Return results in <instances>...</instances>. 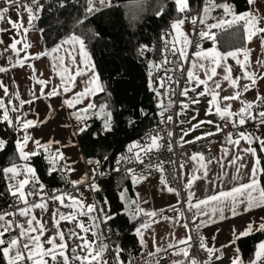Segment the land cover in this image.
<instances>
[{"label": "snow or ice", "instance_id": "obj_1", "mask_svg": "<svg viewBox=\"0 0 264 264\" xmlns=\"http://www.w3.org/2000/svg\"><path fill=\"white\" fill-rule=\"evenodd\" d=\"M3 6H0V22H5L11 26L12 29H15L17 34L21 36V39L12 38V43L8 46L12 51L19 56L21 51L27 50L31 45L26 41L27 32L29 27L32 26V21L34 19H39V13L43 10L44 6L40 3V0H31L30 4H21L20 0H0ZM99 3L101 6H112V0H86L85 16L83 19L77 20L76 26L83 24L85 20L88 19L90 15H93L95 12L100 11V8L96 7V3ZM136 2V0H134ZM248 4L252 7L249 10L237 13L235 7L230 5L227 0H224L223 3H217V0H203L202 8L193 15V9L190 7L189 0H173L175 5V11L178 14L175 19L170 23V30H167L164 33V36H172V40H165L164 46V56L162 61L157 64L153 61H149V77L152 76L153 69L162 68L165 65L170 63L176 64L175 70L184 71L183 63L181 61L188 62L189 56L187 49L192 46V41L188 38V33L183 30V27L186 23H189L193 26V30L196 31L195 26L197 24L201 25V29L198 31L199 37L202 39H209L213 41L214 47L208 50H197L193 52V56L197 58L191 62L192 66L187 70V83L195 84V87H183L180 95L187 97L189 91L196 92L197 88L203 85V91L197 93V97L201 96H210L209 108L206 113L211 114L213 111V106L215 108V113L220 116V118L228 123H231L233 127H236L237 121L234 120V117H238V124L244 125L247 120H256L257 116L253 115L251 109L253 104L251 102H242L243 106L240 107L238 112L232 110L230 101L239 100L241 96V91L238 89V81L241 78L249 79L251 81L250 85H244L243 91L246 92L249 88L255 85L256 79L260 78L255 72L249 71L250 66V52L248 48H236L227 52H220L215 48L216 33L212 29L216 28H232L237 24H242L246 38L248 41H251L253 37H258L261 40V46L264 48V27L261 26L264 23V15H261L260 10L255 7L257 0H247ZM61 7H64L63 2L60 4ZM217 8L223 10V15L219 18L212 17V12ZM21 9L28 15V25L25 27L23 24V19L21 17ZM10 10H14L16 13V19H12L8 14ZM164 9L161 8L160 11L156 13L157 16L162 15ZM215 19V23H208V19ZM21 29L23 30L21 32ZM7 29L0 28V32H4ZM3 43V40H0V44ZM23 43V48L18 49L17 45ZM69 45V48L65 49L64 46ZM199 48V45H196ZM64 50V56H52L54 53H59L61 50ZM6 51L8 49H5ZM146 50H150L147 45H142L140 48V54L143 55ZM73 52H76L80 56L79 64H83L88 72H91L92 75L86 81V87L83 91L75 93L72 99L65 100V103L70 108H75L76 104L82 103L84 99H89L92 96H95L99 92H104L105 88L99 81V76L94 72V64L91 63L90 54L86 50V45L84 39L75 34L71 33L65 39L57 43L52 49L45 50L44 52L37 53L35 58L39 59L41 56H52L54 61V70H61V85L55 86L51 91L45 93L43 87L40 90L41 96H55L59 95L60 92L58 88L62 86L63 92H70L72 87H75V80L77 76H83L86 74L85 68H82L77 64L76 56L72 55ZM243 54V60L239 58V54ZM176 56L178 59L176 61H170L168 55ZM66 57L70 59L71 65H76L73 68L71 65L65 63ZM231 57L236 60V63L240 65L242 69V77H232L231 66L227 64L228 58ZM28 59L26 55L23 60H18L17 63L19 66L23 67L24 62ZM257 64H260L264 67V62L257 61ZM31 67V65H29ZM217 68H223L224 75L220 77L217 72ZM194 69H198L203 72L204 78L201 79L200 75L197 74ZM165 72L167 76V71ZM7 71L5 68H0V72ZM168 81L172 80L171 76L167 77ZM211 82V83H210ZM222 82H228L229 86L233 89H237L233 92L232 95L220 96V91H222ZM42 86H47L48 81L39 79L37 81ZM164 79L161 78V87H164ZM179 83V81H177ZM149 87L156 92L157 96H160L161 93L159 89L152 87V80L149 81ZM0 88L4 89L5 96H8V90L4 87L3 83L0 82ZM175 94V93H173ZM34 98L36 97L33 94ZM16 99H19L18 93L16 94ZM258 100H264V97H257ZM223 103V106L221 105ZM11 99L8 103H5V100L0 97V123L6 122L10 127H13L14 130L24 131V135L17 139L16 148L18 152L19 160L23 161V164H18L11 162L7 167L0 169V172L3 173L4 177L10 181L8 184V189L13 197H15L19 204H22V207H17L15 212H4L0 213V255L3 256L6 264H109V261L105 259V253L109 250V245L105 242V237L101 231V224H107V222L113 219V215L105 212L103 207L98 206L97 203H85L83 200L78 199L72 196L69 193H61L59 195L49 196L43 190L45 185L40 182L39 177L36 175V170L33 168L28 161L33 156L40 154V150L43 149L45 152H49L52 142L50 141L46 145H42L39 140H35L34 144L36 145V150L34 151H25L29 140H32V137L28 134V129L31 127L37 126V121L28 120L22 118L20 115H17L14 119L11 117L10 113L17 112L19 108H22L24 104H31L32 101L20 100L18 106H11ZM191 103H199V99L191 100ZM161 116L164 112L172 106V101H169L167 107L161 103ZM189 104L181 102V112L178 115L183 114V110L187 109ZM107 104H101L97 106L94 102L89 99V103L82 109H78L74 115L77 120H84L87 116V113L90 110H98L101 113H104L107 117L104 121L105 130L111 129V112L106 111ZM27 116V113L24 114V117ZM259 123L264 124V111L258 113ZM168 122H171L172 117L168 116ZM195 119V117H193ZM164 121L162 120V123ZM42 123V122H41ZM204 123H213V121H200L198 124L192 125L188 131L184 132L181 137V141L184 143H193L194 141H184V136L188 135V132L194 131L195 129L201 127ZM85 129L81 128L80 131L83 132ZM223 129L219 124L216 125V132H221ZM215 133L207 132L203 136L195 137V140H201L204 136H212ZM172 133L169 132L168 136L171 137ZM238 139H232V133L227 134V141L229 144L234 146H239L241 140L246 141L249 145L256 140L261 146V151H264V139L260 137H252L250 134L240 132L238 134ZM161 137L159 135H150L148 142L146 144H141L139 141L134 142L128 147V152L132 153V157H122V159H128L131 162L132 159H135L140 164H143V158L141 153L145 155L152 152L155 149H159L161 144L159 143ZM6 141L0 139V149L4 147ZM169 151H171V146H169ZM245 154H251L255 160L251 167L250 173L248 174L247 182H242L241 169L247 167L243 163L244 156L237 153L230 160L229 164L235 167V174L231 177L236 183L228 188L227 190H220L211 195H208L202 199H195L193 202L195 193L191 191L195 181L199 179L208 178V165L212 163L211 160L205 161L203 153H194L190 159L197 161L200 165L199 168L194 169V173L189 177L185 182V188L188 189L187 200L185 201L187 209L193 213L192 221L196 225V228L205 226L207 223H215L216 221L213 217L219 215L220 219H224V211L227 208L232 216L241 214L239 209L243 207V211L248 212L253 208H264V187L261 186L260 176L264 175V168L260 167V159L256 155V149L252 147H247L242 150ZM225 155H228V151L225 150ZM46 159L50 162L49 175L52 172L58 170L57 165L60 161L64 159L63 153L56 149L54 153H49V156ZM93 163V161H89ZM95 163H98L95 162ZM119 163V161H118ZM148 167H156L158 171L163 173V165H149ZM181 169L184 168V165H180ZM224 167V165H221ZM62 170L71 172L74 169L63 166ZM118 170V169H117ZM128 174H131V179L133 183H139L140 181L146 179L144 176H139L136 174L134 169L129 168L127 170ZM226 176L227 173H224ZM22 177V178H21ZM86 178V177H85ZM217 179L223 180V177L218 176ZM74 186L80 183H83V180L70 181ZM161 184L166 186V189L170 193H175L179 196V193L176 190L168 185L166 177L161 175ZM91 190H99L98 186L95 184L90 185ZM127 189H124L121 193V199L125 201V213L130 216V219L137 220L139 217H147L152 223L158 221L152 219L157 216L156 211H145L140 207L139 194H137L136 199H130L126 196ZM29 197H39V202L29 200ZM65 199L70 200L71 203L65 205ZM49 201L59 202L60 205L66 206L69 211L61 212L59 208H56L54 211H51V229L46 222H43L37 217L34 213V209H40L41 212L49 211ZM107 204V200L104 201ZM174 212H179L182 216L183 212L179 209L173 208ZM163 210H161L162 212ZM16 216L23 217V221H17L15 219H7L8 217L15 218ZM81 217H86L87 222ZM205 217L206 219L198 218ZM164 219H173L172 217H163ZM198 221V222H197ZM61 222H67L71 224L72 227L67 231L61 229ZM185 229H188V223L185 222L183 225ZM151 227L150 223H142L135 228V235H137L140 240L142 247H146L144 240V231ZM18 230V235L12 236L10 239H5V234L12 231ZM264 231V218H262L261 223L254 228L253 223L247 225L246 230L241 231L236 238L240 236H247L251 234L252 231ZM46 232H50L49 235H45ZM91 235V239L89 238ZM235 234V233H234ZM154 239V238H153ZM191 235H187L185 238L177 241V244L184 245L183 248H177L173 255H183L184 257H189V249L191 248ZM69 241H73V246H69ZM234 242V241H233ZM47 245V247H45ZM169 248H175V244H169ZM200 248L208 253V261H205L204 264H210L213 255L215 252H218L219 249L209 248L204 241V238H200ZM115 253L114 264H124L120 259L121 252L123 251L119 245H116L112 249ZM163 249L157 247L155 252H149V256H155ZM237 255L232 259V264H244V261L239 256V249L236 250ZM70 253V254H69ZM217 260L221 257L216 256ZM130 264V262H129ZM158 264V262H157ZM173 264H183V262L173 261ZM190 264H198L195 259L190 260ZM248 264H264V241L260 242L257 245L254 257L248 261Z\"/></svg>", "mask_w": 264, "mask_h": 264}, {"label": "crops", "instance_id": "obj_2", "mask_svg": "<svg viewBox=\"0 0 264 264\" xmlns=\"http://www.w3.org/2000/svg\"><path fill=\"white\" fill-rule=\"evenodd\" d=\"M20 3L30 4L31 0H20ZM230 4L232 5V0ZM0 6H3L2 2H0ZM255 7L260 10L261 15H264V0H257V4L255 5ZM20 14L23 19L24 26L29 27L27 13L24 12L23 9H21ZM8 15L12 19H16V13L14 10H10ZM261 26L264 27V23H262ZM0 28L7 29L4 32H0V40H3V43L0 44V68L7 69V71L0 72V82L3 83L4 87L7 88L9 93L8 96H5L4 89L0 88V97L5 100V103H8L9 99H11L12 103L11 105H9V107L13 105L18 106L20 100H31V104H24V106L22 108H19L17 112L10 113V115L13 119L17 115H20L22 118L37 121V126L31 127L27 130L28 134L32 137V140H29L25 151L36 150V145L34 144L35 140H39L42 145H46L51 141L52 144L49 152H45L43 149H41L40 151H44L47 156H49L50 152L54 153L56 149H59V151L62 152L64 156V159L60 161L59 164L74 169V171L71 172L67 171L69 174L70 181L83 180V183H80L75 186L71 183V187L68 190L63 191L62 193H69L72 196L81 199L88 204L94 202L96 203L93 193L94 190H91L90 186L86 184L87 179L90 177V171L87 165L86 157L79 144L77 131L74 130L73 127V121L81 122V120L76 119L74 113H76L78 109L84 108L89 103V99L93 102L94 96L90 97L89 99H84L82 103L76 104L75 108H70L65 103V100L72 99L75 93L83 91V89L86 87V81L90 78L92 73L88 72L83 64H79L81 58L76 52H73L72 55L76 56L77 64H79L80 67L85 68L86 74L83 76L76 77L75 87H72L70 92H63V88L61 86L58 88V91L60 92L59 95L41 96L40 90L42 87L44 92L47 93L51 91L53 87L61 85V70L58 68L54 70V61L52 59V56H64V50L62 49L59 53L52 54V56H41L39 59L35 58L37 53L44 52L46 49L50 50L53 47H46L42 31L38 26V19H34L32 21V26L29 27L25 41L29 43L31 47H29L25 51H21L19 56H17L14 51L8 48V46L12 43L13 37H15L16 39H21V36L17 34L15 29H12L11 26L5 22H0ZM219 29L221 28L212 29V31L216 33ZM22 31L23 30L21 29V32ZM66 37H64L63 39H65ZM82 38L84 39L86 50L90 54L91 63L95 66L94 72L99 76L87 40L84 37ZM188 38L191 40V35L189 33ZM198 45L199 48H197L196 46L194 48H191L190 46L187 49L189 56L188 69L192 66L191 62L197 59L192 55L193 52L200 49L208 50L214 47L213 43L210 46H204V43ZM245 47L251 50L249 71L255 72L260 78L256 79L255 85L251 86L246 92L243 91V87L244 85H250L251 81L245 78H241L238 81V89L241 91L240 99L230 101L232 110L234 112H238L240 107L243 106L242 102H251L253 105L258 101L264 102V100L257 99L258 96L264 97V67H262L260 64H257L258 60L264 62V48H262L261 40L258 37H253L251 41H248L246 38V45L242 48ZM17 48H23V43L18 44ZM64 48H69V45H65ZM215 48L222 53L225 52L216 42ZM5 49L8 50L6 51ZM26 55L28 56V59L24 62V66H19L17 61L23 60ZM239 58L243 60L242 53L239 54ZM65 63L71 65L70 59L66 57ZM227 64L231 66V74L233 78H236L238 76L242 77V69L240 68V65L236 63L235 59L229 57L227 60ZM29 65H31V67ZM75 66L76 65H71V67L73 68V74ZM194 71H196L197 74L200 75L201 79L204 78V74L202 71L198 69H194ZM217 72L220 77L224 75L223 68H217ZM39 79L48 81V85L46 87L40 85L39 83H37ZM99 81L101 82L100 76ZM188 87H195V84H190ZM203 87L204 86L201 85L199 88H197L196 92L189 91V102L187 103L189 104V107L183 110V114L178 115V113L181 112L180 108L177 112L176 117L175 133L177 142L180 146L191 144L182 142L181 137L183 136L184 132L188 131V129L192 127V125L198 124L200 121L210 120L213 121V123H204L203 125H201V127L195 129L194 131L188 132V135L184 136V141H198L195 140V137L203 136V134L207 132H213L215 134L212 136L217 137L216 149L218 156L216 160L212 161V163L208 165V178L199 179L193 184L191 189V191L195 193L193 202H195V199H202L220 190H227L236 183V181H233L231 179V177L235 174V167L228 163L234 155H236L237 153L243 155V163L247 165L246 168L241 169L242 182H247L248 174L250 173L251 167L255 160V158L251 154H245L242 151L244 148L247 147L254 148L252 143L251 145H249L246 141L241 140L239 146H234L232 144H229L226 139L227 134L229 132H216L217 124H219L222 128V124L228 122L222 120L220 116L215 113L214 106L212 113L206 115L209 108V100L211 99V97L207 95L197 97V93L203 91ZM222 89L223 90L220 91V96L232 95L233 92L237 90L231 88L228 82H222ZM17 93L19 95V99H16ZM33 94H35V96L39 98H34ZM197 98L199 99V103H191V100ZM223 103L224 102H221L222 106ZM261 111H264V105L257 112H254L251 109L252 114L256 115L257 119H249L244 125H239L238 117H234L233 119L237 121L236 127L239 129V133L244 132L246 134H250L251 136L254 135L255 137H260L261 139H264V124L259 123L258 117V113ZM93 112L94 110H90L87 113L86 117L88 118L94 116ZM25 113H27L26 117H24ZM193 117H195V119H193ZM229 124L230 126H232L231 123ZM23 135V130L17 131V139L22 137ZM212 136H204V138H209ZM238 138L239 136L232 135V139ZM225 150L228 151L227 156L225 155ZM256 155L259 157L257 151ZM16 163L23 164L24 162L21 161ZM221 165H224V167H221ZM199 167V163L191 159L187 164L184 165V168L182 169L184 185L186 180L193 175L194 169ZM260 167L262 168V163H260ZM224 173H227V175L225 176ZM161 175L162 174L158 175L154 179V186L152 188H148L146 186L147 178L140 181L139 183H133L132 181V199H136L137 194H139L140 207H142L145 211L148 212L156 211L157 216L152 219L158 221L156 223H152L151 220H147V223H150L151 227L144 231V240L146 243V247H144L141 255L138 258V264H156V259L158 256L163 255L167 251H170L173 254L177 250V248L185 247L184 245L177 244V241L185 238L187 235L190 234L189 228L185 229V227L182 226L185 222H187V220L184 216V211L180 208V195L177 196L175 193H170L167 191L166 186L161 184ZM218 176L223 177V180L221 181L217 179ZM4 179L6 182L7 190L10 193L8 189V184L10 183V181H8L5 177ZM43 191L47 193L45 188ZM176 192L178 191L176 190ZM187 192L188 189H186L184 186V201L187 200ZM59 194L61 193H57L54 195ZM36 202H39V199ZM69 203H71V201L65 199V205ZM168 206H173L176 209L181 210L183 212V215L181 216L179 212H177L175 215L170 216L173 218L171 220L161 219L159 217V213L161 212V210H164ZM56 208H59L61 212L65 213L69 211L66 206L60 205L59 202L52 201H49L48 212H41L40 209H34L33 211L37 215V217L43 222H46L49 225V229H51L50 213ZM186 211L188 219L192 224L194 230L197 232V234L202 235L204 237L207 246L209 248L219 249L218 252L214 253L210 264H232V259L237 255L236 250L239 249L237 241L240 237H243L240 236L237 239L236 235H238L241 231L246 230L247 225L249 223H253L255 228L259 225V223H261L262 218H264V208H253L251 211L245 212L243 211V207H241L239 209L241 214L236 216H232L231 212L227 208H225L224 219H220L219 215H217L213 217V219L216 221L215 223H207L205 226L197 229L196 225L192 221L193 213L190 212L187 207ZM7 219L10 218L8 217ZM23 219V217L16 216L15 220L23 221ZM81 219L87 222L86 217H81ZM200 219L206 218L200 217L198 218V221ZM71 227V224H68L67 222H61L62 230L67 231ZM254 232L256 231L254 230L251 233ZM6 234L10 237L16 236L18 235V230ZM49 234L50 232L45 233L46 236ZM89 238L91 239L90 234ZM170 243L175 244L176 247L169 248L168 245ZM69 246L70 248L71 246H73V241H69ZM45 247H47V245H45ZM157 247L163 249V251H160L155 256H149L148 253L155 252ZM112 256L113 254L109 249L105 253V259L109 261V264H113ZM216 256H220L221 258L217 260L215 258ZM239 256L241 257L240 250ZM174 258V261L183 262V264L186 262V257H184L183 255H174ZM73 264H77V262L74 261ZM170 264H173V262Z\"/></svg>", "mask_w": 264, "mask_h": 264}, {"label": "trees", "instance_id": "obj_3", "mask_svg": "<svg viewBox=\"0 0 264 264\" xmlns=\"http://www.w3.org/2000/svg\"><path fill=\"white\" fill-rule=\"evenodd\" d=\"M200 0H189L193 15L196 14ZM63 2L64 7L60 4ZM43 10L38 14V26L47 48L54 47L64 37L75 32L87 40L91 55L97 67L100 80L105 88L94 96V103L104 102L108 112H111V129L105 130L102 117H86L84 131H77L79 144L85 157H98L103 162L127 149L132 142L152 126L154 121L149 115H142L136 122L130 123L134 107L140 103L141 110L150 113L160 111L161 103L165 107L164 94L160 96L149 91V61L155 62L162 52L163 32L177 17L173 0H112V6L96 7L100 11L90 15L83 24L76 26L77 20L85 16L86 0H40ZM236 12L247 11L250 7L247 0H232ZM163 8L162 15L156 13ZM223 51L227 52L246 45V34L242 24L232 28H221L216 32V41ZM213 42L207 39L204 46ZM142 45L150 50L140 54ZM252 137H255L252 135ZM0 139L6 141L0 152V164L4 167L11 162H21L16 148L17 131L6 122L0 123ZM264 168V152L258 141L253 140ZM47 154L40 151L31 157L28 163L35 168L36 175L45 185L46 191H66L71 187L69 174L58 170L49 175L50 162ZM264 187V175H261ZM99 190L93 191L96 203L105 212L112 214L113 219L107 224H101V231L109 239V246L119 245L123 250L120 259L124 264H138V258L144 247L140 238L135 235V228L147 222L148 218L141 216L137 220L130 219L125 213V201L120 193L127 189L126 196L133 198L132 179L129 174L115 175L99 181ZM105 199L107 204L104 203ZM10 203L8 191L5 188L0 172V211ZM5 234V239H7ZM264 240V231H256L237 241L244 264L254 257L257 245ZM0 264H6L0 255Z\"/></svg>", "mask_w": 264, "mask_h": 264}, {"label": "built area", "instance_id": "obj_4", "mask_svg": "<svg viewBox=\"0 0 264 264\" xmlns=\"http://www.w3.org/2000/svg\"><path fill=\"white\" fill-rule=\"evenodd\" d=\"M224 0H217V3H223ZM227 2L230 4L231 0H227ZM231 5V4H230ZM203 6V0L199 1V6L197 12L202 8ZM196 12V13H197ZM212 17L219 18L223 15V10L217 8L214 12H212ZM216 20L209 18L208 23H215ZM170 26V25H169ZM169 26L164 30L163 32V47L162 52L155 61V63L159 64L164 56V46H165V40L171 41L172 36H164V33L167 30H170ZM201 25L197 24L195 26L196 31L193 30V26L189 23H186L184 25V30L188 32L191 35V41L192 46L191 48H194L198 44H203L207 39H202L198 35V31L201 29ZM168 58L170 61H176L178 58L176 56H172L171 54L168 55ZM183 63L184 71L175 70L176 64L170 63L168 65L163 66L159 69H153L152 70V87L159 89L160 92L164 93L165 97V107L168 106L169 101H172V106L168 108L166 112H164L163 116H161V111H158L156 113H150L149 110L143 109L141 110V115H149L150 118H153V125L148 127L143 131L139 137H137L133 142L139 141L141 144H146L148 142V138L150 135H159L161 137L159 143L161 144V147L159 149H155L152 152L148 154L141 153V156L143 158L144 163L140 164L135 159H132L131 162H129L128 159H122V157H132L133 154L128 152L127 149L121 151L120 153L113 156L111 159H108L109 168L108 170L104 169V162L101 161L98 157H86L87 165L90 171V177L87 179L86 184L88 186L92 184H97L99 181H101L104 178L115 176V175H122V174H128L127 170L129 168L134 169L137 175L145 176L147 178L146 186L148 188H152L154 186V179L160 175L163 174L167 181L168 185L175 190L178 191L180 198H181V210L184 211V216L186 217L189 233L192 237L190 243L191 248L189 249V257L186 258V262L184 264H190L191 259H195L198 264H204L205 261H208V253L200 248V238L203 237L202 235L197 234V232L194 230L192 224L190 223L187 211H186V205L184 201V179L182 175V169L180 167L181 164L185 165L190 161V157L194 153H203L205 161H214L216 160L218 154H217V137L212 136L209 138H203L201 140L195 141L189 145L180 146L176 139V117L177 112L181 108V102L188 103L189 102V96L184 97L180 95V92L183 87H188L190 84L187 83V70H188V62H180ZM172 69L171 71H167V76L165 75L166 70ZM171 76L172 80L168 81L167 77ZM161 78L164 79V87H161ZM179 81V83H177ZM149 91L156 93L149 87ZM175 93V94H173ZM264 105V102L258 101L256 102L252 110L254 112H257L260 110V108ZM171 116L172 120L171 122L167 121V117ZM162 120L164 121L162 123ZM251 125V124H250ZM73 127L74 130L79 131L80 129V123L78 121H73ZM222 129L225 132H231L233 136H238L239 129L237 127L230 126L229 123L222 124ZM246 129V128H244ZM171 132V137L168 136V133ZM169 146H171V151H169ZM3 150L0 149V152ZM93 161V163H89V161ZM98 163H95L97 162ZM119 161V163H118ZM163 165V173L158 171L156 167H148L149 165H157L161 164ZM0 169H3V166L0 164ZM118 169V170H117ZM3 181L6 182L4 179V175L1 172ZM131 175V174H129ZM8 191V190H7ZM63 191H47V194L49 196L62 193ZM8 196L10 199V203L8 206L0 211V213L4 212H15L17 210V207H22V204H19L18 201L8 192ZM39 197H29L30 202L31 201H37ZM175 208L173 206H168L165 208L162 212L159 213V217L163 220V217H170L175 215L177 212H174L172 209ZM10 219H16L13 217H9ZM11 237L8 236L7 239H10ZM204 238V237H203ZM205 241V240H204ZM106 243H110L108 236H106ZM110 251L112 252V260L114 264L115 260V253L112 250L113 248L109 246ZM174 255L167 251L163 255L158 256L156 259V264H170L174 261Z\"/></svg>", "mask_w": 264, "mask_h": 264}, {"label": "water", "instance_id": "obj_5", "mask_svg": "<svg viewBox=\"0 0 264 264\" xmlns=\"http://www.w3.org/2000/svg\"><path fill=\"white\" fill-rule=\"evenodd\" d=\"M141 116H142L141 115V105L140 103H137L134 107V114L130 120V123L136 122L137 120L141 118ZM108 168H109L108 159H106L104 162V169L108 170Z\"/></svg>", "mask_w": 264, "mask_h": 264}, {"label": "rangeland", "instance_id": "obj_6", "mask_svg": "<svg viewBox=\"0 0 264 264\" xmlns=\"http://www.w3.org/2000/svg\"><path fill=\"white\" fill-rule=\"evenodd\" d=\"M101 104H105V103L104 102H100V103H98L96 105L99 106ZM106 111H108V110L106 109ZM93 115L97 116V117H102L104 120L107 119L106 115L104 113L99 112L98 110H94ZM79 123H80V129L84 128V123L82 121L81 122L79 121Z\"/></svg>", "mask_w": 264, "mask_h": 264}]
</instances>
